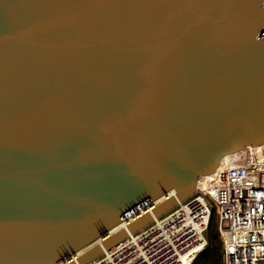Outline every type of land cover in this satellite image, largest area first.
Returning a JSON list of instances; mask_svg holds the SVG:
<instances>
[{
	"label": "water",
	"instance_id": "1",
	"mask_svg": "<svg viewBox=\"0 0 264 264\" xmlns=\"http://www.w3.org/2000/svg\"><path fill=\"white\" fill-rule=\"evenodd\" d=\"M264 144V0H0V264H88Z\"/></svg>",
	"mask_w": 264,
	"mask_h": 264
},
{
	"label": "built area",
	"instance_id": "2",
	"mask_svg": "<svg viewBox=\"0 0 264 264\" xmlns=\"http://www.w3.org/2000/svg\"><path fill=\"white\" fill-rule=\"evenodd\" d=\"M215 218L223 264H264V144L224 156L190 199L88 264H199Z\"/></svg>",
	"mask_w": 264,
	"mask_h": 264
},
{
	"label": "trees",
	"instance_id": "3",
	"mask_svg": "<svg viewBox=\"0 0 264 264\" xmlns=\"http://www.w3.org/2000/svg\"><path fill=\"white\" fill-rule=\"evenodd\" d=\"M213 226V225H212ZM210 248L199 263L201 264H223V243L218 235L211 234Z\"/></svg>",
	"mask_w": 264,
	"mask_h": 264
},
{
	"label": "rangeland",
	"instance_id": "4",
	"mask_svg": "<svg viewBox=\"0 0 264 264\" xmlns=\"http://www.w3.org/2000/svg\"><path fill=\"white\" fill-rule=\"evenodd\" d=\"M213 226H212V228H211V230H210V239H212L211 238V234H213V235H218L219 236V226H218V221H217V218H215V221L213 222V224H212ZM219 239H220V237H219ZM221 240V239H220ZM201 261V260H200ZM202 263V262H201ZM201 263H199V264H201Z\"/></svg>",
	"mask_w": 264,
	"mask_h": 264
}]
</instances>
